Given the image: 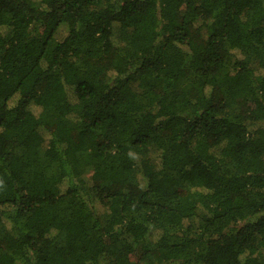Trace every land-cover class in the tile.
Wrapping results in <instances>:
<instances>
[{
	"label": "trees",
	"instance_id": "1",
	"mask_svg": "<svg viewBox=\"0 0 264 264\" xmlns=\"http://www.w3.org/2000/svg\"><path fill=\"white\" fill-rule=\"evenodd\" d=\"M0 264H264V0H0Z\"/></svg>",
	"mask_w": 264,
	"mask_h": 264
},
{
	"label": "rangeland",
	"instance_id": "2",
	"mask_svg": "<svg viewBox=\"0 0 264 264\" xmlns=\"http://www.w3.org/2000/svg\"><path fill=\"white\" fill-rule=\"evenodd\" d=\"M113 41L116 45L120 46L121 42H120V37H119V32L117 31L116 28H114V33H113ZM73 89L72 88H67V95L70 99L71 102H74V97H73V93H72ZM97 209V213L100 214L101 216H103L105 214V208L97 205L96 206ZM58 243L59 244H63V237L62 236H58Z\"/></svg>",
	"mask_w": 264,
	"mask_h": 264
}]
</instances>
